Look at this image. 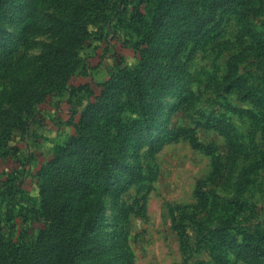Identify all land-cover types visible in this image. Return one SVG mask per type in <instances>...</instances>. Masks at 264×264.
<instances>
[{
    "label": "rangeland",
    "instance_id": "rangeland-1",
    "mask_svg": "<svg viewBox=\"0 0 264 264\" xmlns=\"http://www.w3.org/2000/svg\"><path fill=\"white\" fill-rule=\"evenodd\" d=\"M8 247L264 264V0H0Z\"/></svg>",
    "mask_w": 264,
    "mask_h": 264
},
{
    "label": "trees",
    "instance_id": "trees-1",
    "mask_svg": "<svg viewBox=\"0 0 264 264\" xmlns=\"http://www.w3.org/2000/svg\"><path fill=\"white\" fill-rule=\"evenodd\" d=\"M229 236L235 241V242H241L235 237V234L233 235L231 232H229ZM14 248V247H13ZM11 247H8L3 255V259L1 260V264H24L21 260V258L16 257V255L12 252H14L15 249ZM17 250V249H16Z\"/></svg>",
    "mask_w": 264,
    "mask_h": 264
}]
</instances>
